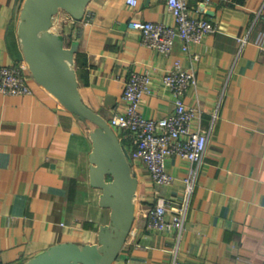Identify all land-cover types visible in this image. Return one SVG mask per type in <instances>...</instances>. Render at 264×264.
<instances>
[{"label": "crops", "instance_id": "0c3cea01", "mask_svg": "<svg viewBox=\"0 0 264 264\" xmlns=\"http://www.w3.org/2000/svg\"><path fill=\"white\" fill-rule=\"evenodd\" d=\"M24 1L0 0V65L23 63L33 89L0 91L2 264H25L64 241L98 242L101 225L111 220V208L100 202L103 189L91 182L95 124L42 86L25 60L18 32ZM189 3L195 15L219 26L191 43L190 52L179 37L171 53L150 47L128 25L132 18L174 24L166 0H90L80 19L59 12L66 44L79 41L73 66L81 97L108 121L125 109L123 90L134 70L153 76L140 107L147 117L175 108L161 80L175 58L197 75L185 100L202 108L205 157L197 163L170 156L167 169L175 180L166 186L152 180L143 160L132 159L137 210L112 264H172L175 257L191 264H264V0ZM118 136L129 151L130 140ZM192 168L197 172L183 229L149 228L150 208L161 195L178 197Z\"/></svg>", "mask_w": 264, "mask_h": 264}, {"label": "built area", "instance_id": "2783aa9c", "mask_svg": "<svg viewBox=\"0 0 264 264\" xmlns=\"http://www.w3.org/2000/svg\"><path fill=\"white\" fill-rule=\"evenodd\" d=\"M137 4V0H127ZM211 0H201L203 4ZM174 18V24L151 19L132 18L128 25L138 30L143 43L163 52L171 53L176 39L182 40V48L190 52V44L200 42L208 33L219 29L217 23L195 15L190 0H166ZM245 37H241L244 42ZM195 59L198 55L194 54ZM162 83L175 96V108L159 117H147L141 111L143 97L153 89V76L150 70H134L123 90L126 100L124 110L115 111L109 119L110 125L122 138L130 140L131 160L141 159L147 165L152 180L158 185H170L175 176L167 169V159L178 155L200 163L207 152L209 133L202 127L200 104H188L185 100L190 87L197 82L195 68L186 69L175 58L172 66L162 75ZM0 91L3 93H32L25 65L14 63L0 65ZM127 147V146H126ZM128 149V148H127ZM197 169L192 168L182 180L184 187L176 198L159 196L149 210L148 227L156 230H181L189 210L190 199ZM0 264L2 261L0 259ZM172 264H191L175 257Z\"/></svg>", "mask_w": 264, "mask_h": 264}, {"label": "water", "instance_id": "95a60500", "mask_svg": "<svg viewBox=\"0 0 264 264\" xmlns=\"http://www.w3.org/2000/svg\"><path fill=\"white\" fill-rule=\"evenodd\" d=\"M90 0H25L18 26L25 60L34 78L65 107L95 124L90 135L91 182L103 189L100 202L111 208V220L101 225L98 242L64 241L51 245L25 264H112L132 229L139 186L127 147L108 119L89 107L79 91L73 66L79 41L67 45L53 30L54 16L62 9L83 18Z\"/></svg>", "mask_w": 264, "mask_h": 264}, {"label": "rangeland", "instance_id": "374dc122", "mask_svg": "<svg viewBox=\"0 0 264 264\" xmlns=\"http://www.w3.org/2000/svg\"><path fill=\"white\" fill-rule=\"evenodd\" d=\"M59 12L62 13V12H66V11H64V10L61 9ZM59 12L54 16V20H55V21H53V22H54L55 24L53 23V27H52L53 30H55L56 32L61 31V29H60L59 26H58V23H59V17H60V16H59Z\"/></svg>", "mask_w": 264, "mask_h": 264}]
</instances>
